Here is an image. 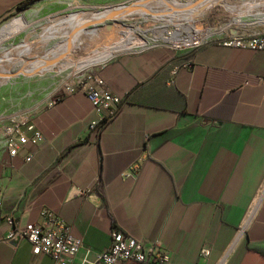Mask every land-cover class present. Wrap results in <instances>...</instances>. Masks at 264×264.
<instances>
[{"label": "crops", "instance_id": "crops-1", "mask_svg": "<svg viewBox=\"0 0 264 264\" xmlns=\"http://www.w3.org/2000/svg\"><path fill=\"white\" fill-rule=\"evenodd\" d=\"M27 1L0 0V22ZM245 21L264 32L261 17ZM101 23L81 21L83 32L68 40L92 44ZM96 70L121 98L101 134L89 129L98 114L77 92L33 117L43 142L14 157L0 151V264H53L35 257L27 239L5 241L8 217L43 224L44 210L82 240L68 264H82L87 247L92 255L107 249L114 229L166 250L169 264H215L227 249V264H264V197L236 240L264 187V50L207 43L128 51ZM38 91L39 100L46 90Z\"/></svg>", "mask_w": 264, "mask_h": 264}, {"label": "built area", "instance_id": "built-area-1", "mask_svg": "<svg viewBox=\"0 0 264 264\" xmlns=\"http://www.w3.org/2000/svg\"><path fill=\"white\" fill-rule=\"evenodd\" d=\"M139 1L142 0H119L117 6L137 4ZM145 1L169 4L172 2L173 4L166 5V7L149 6V8H145L153 11L155 15L148 13V10L133 12L140 22H144V26H137L136 23L129 24L124 20L121 22L136 28L135 37L148 41L147 45L131 51L163 47L174 51H190L207 43H219L253 51L264 50V32L261 33L245 26L246 21L241 16L226 13L222 16L202 20L205 15L217 14L226 0ZM191 5L190 12H187L186 6ZM212 9H214L213 12H211ZM207 11H210L209 14ZM178 14H184L182 22H180L182 18L177 21ZM197 21H201V23H196ZM119 38L121 42L126 39V32L122 28L119 31ZM95 43L94 40L86 47L77 48L70 45L71 42L67 40L66 48L60 44L57 51L50 54L55 60L54 63L59 60L62 63L58 66L53 64L50 69L52 71L50 75L53 78L50 89L46 90L30 111H19L2 119L4 121L0 123V151L6 149L8 154L14 157L28 142L34 144L43 142V133L34 123L33 117L46 107L77 92L87 94L98 114V117L89 123V129L97 135L102 133L107 122L118 114L121 98L104 87V80L96 70L98 66L114 55L93 64L79 66L80 62L97 55L102 50V47L91 49ZM25 159L31 160L32 154H28ZM261 203L262 200L250 220L247 218L251 208L248 210L243 223L237 230L236 240L244 236ZM42 213L45 216L43 224L19 225L14 217H8L7 223L10 226V231L5 241L15 238L27 239L31 243L35 257L49 255L53 259V264H68L83 248L82 240L72 234L63 219L47 210ZM111 238L110 246L94 255H92L91 248H85L82 264H169V254L166 250L147 245L143 240L137 239L121 229H114ZM229 251L230 249H227L215 264H227ZM201 253L206 256L209 254V249L203 248Z\"/></svg>", "mask_w": 264, "mask_h": 264}, {"label": "rangeland", "instance_id": "rangeland-1", "mask_svg": "<svg viewBox=\"0 0 264 264\" xmlns=\"http://www.w3.org/2000/svg\"><path fill=\"white\" fill-rule=\"evenodd\" d=\"M117 2L119 0H31L0 22V89H2L0 90V123L9 114L30 111L38 100V89H50L53 80L50 69L53 64L56 66L62 64L60 60L54 63L55 60L50 54L57 51L60 44L66 48V41L70 34L81 33L83 30L80 29L81 21L94 22L100 19L102 23L98 30L104 39H109V42H114L116 39L121 41L112 32L117 27L119 31L121 28L124 30L123 23H121L123 20L129 24L136 23L137 26H144V22H140V19L133 13L113 14L120 7L117 6ZM259 2H264V0H226L217 13L220 15L241 14L248 22L252 21L254 15L264 19V10L257 8ZM137 4L143 8L171 5L145 0ZM234 4H238L237 7H233ZM186 8L187 12H190L192 5ZM236 8H240V11H236ZM147 10L148 13L155 15L153 11L145 9ZM213 11L214 9L211 10ZM209 12L207 11V14ZM209 17L212 18L211 15H205L202 20L209 19ZM183 18L184 14H178L176 19L182 22ZM196 23H201V21ZM251 23L254 25V21ZM12 24L15 29L3 32L4 28ZM128 37L129 33L126 32V39L123 42L126 43ZM70 45L73 46V42ZM139 45L134 48L123 46L116 50L108 48L109 51L104 48L97 55L80 62L79 66L93 64L112 54L128 52L144 46L139 47ZM11 87H22L24 90H10Z\"/></svg>", "mask_w": 264, "mask_h": 264}, {"label": "bare ground", "instance_id": "bare-ground-1", "mask_svg": "<svg viewBox=\"0 0 264 264\" xmlns=\"http://www.w3.org/2000/svg\"><path fill=\"white\" fill-rule=\"evenodd\" d=\"M142 3H144V2H142ZM123 28H124V31L126 30L125 32L129 33V37H128L129 39H127L128 41L126 43L125 42H121V41H114L112 44L104 45L102 47L101 51H103L104 48H107V50H108V48H110L112 50H116L118 48L120 49L123 46L126 47V48H134V47H137L139 44H140L139 45V47H140L141 45L145 46V43H148L147 39H143V38L138 39L137 37L134 36V32L136 31V28H134L133 26L123 24ZM13 29H15V26L12 24L11 26H8V27L4 28L3 32L9 31V30H13ZM115 54H117V53H115ZM112 55H114V54H112ZM88 58H91V57H88ZM263 196H264V187L262 188L261 192L259 193V195L255 199V201H254V203H253V205H252V207H251V209L249 211V215H248L247 220H250V218L254 214L256 208L259 206Z\"/></svg>", "mask_w": 264, "mask_h": 264}, {"label": "water", "instance_id": "water-1", "mask_svg": "<svg viewBox=\"0 0 264 264\" xmlns=\"http://www.w3.org/2000/svg\"><path fill=\"white\" fill-rule=\"evenodd\" d=\"M142 11L145 12V8H143V7H141V6L137 5V4H132V5L120 6L119 8L116 9V11L113 14L123 15V14H130V13H133V12H142ZM118 30H119V28L117 27L112 32V34L113 35H117L118 38H119V31ZM105 40H107V39H104V37L102 35V37L99 40L96 41L95 45H93L91 49L98 48V47H103L104 45H109V44L113 43V42L110 43L109 39L106 42H105ZM115 41H117V39ZM104 42H105V44H104ZM19 240H20L19 238H15V239L10 240L9 242L11 244H16Z\"/></svg>", "mask_w": 264, "mask_h": 264}, {"label": "trees", "instance_id": "trees-1", "mask_svg": "<svg viewBox=\"0 0 264 264\" xmlns=\"http://www.w3.org/2000/svg\"><path fill=\"white\" fill-rule=\"evenodd\" d=\"M30 1H31V0H28L26 3H29ZM26 3H25V4H26Z\"/></svg>", "mask_w": 264, "mask_h": 264}]
</instances>
